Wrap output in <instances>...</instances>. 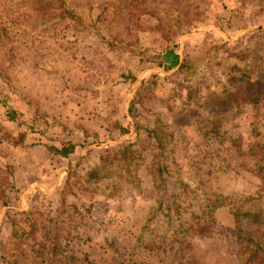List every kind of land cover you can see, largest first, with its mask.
Masks as SVG:
<instances>
[{
    "label": "rangeland",
    "instance_id": "rangeland-1",
    "mask_svg": "<svg viewBox=\"0 0 264 264\" xmlns=\"http://www.w3.org/2000/svg\"><path fill=\"white\" fill-rule=\"evenodd\" d=\"M258 245L264 0H0V264H258Z\"/></svg>",
    "mask_w": 264,
    "mask_h": 264
},
{
    "label": "trees",
    "instance_id": "trees-1",
    "mask_svg": "<svg viewBox=\"0 0 264 264\" xmlns=\"http://www.w3.org/2000/svg\"><path fill=\"white\" fill-rule=\"evenodd\" d=\"M178 65H179V56H178L177 52L175 51V49L165 50L163 52V54H161V56L159 57V67L165 71H171V70L175 69ZM73 149H74V146H71L68 149L62 148L60 150H58L56 148H52L51 151L57 155H60L61 157H67L70 153L73 152ZM55 229L58 232V229H60V228L58 226H56ZM13 236L16 237V236H18V234L13 233ZM19 237L27 238V232H25V231L21 232ZM46 238H48V237H46ZM260 246L261 245L257 246L258 251H261L262 254H264V247H260ZM59 247L60 246L58 245V243H56L55 245H52L51 248H49L48 254H50V253L54 254L52 250L59 248ZM0 259H2V257H0ZM83 264H95V263L90 262V261H85ZM258 264H264V260L260 259Z\"/></svg>",
    "mask_w": 264,
    "mask_h": 264
},
{
    "label": "crops",
    "instance_id": "crops-1",
    "mask_svg": "<svg viewBox=\"0 0 264 264\" xmlns=\"http://www.w3.org/2000/svg\"><path fill=\"white\" fill-rule=\"evenodd\" d=\"M39 189H41V188L39 187ZM28 195H29L28 193H24V194H23L22 196H20V197H21V199L23 198L22 200H25V201H26L27 198H28ZM4 208H5V207H4ZM21 211H25V210H22V209H21Z\"/></svg>",
    "mask_w": 264,
    "mask_h": 264
}]
</instances>
